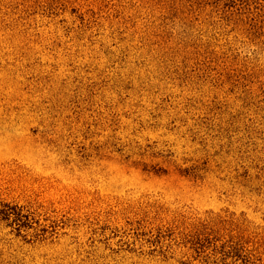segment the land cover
I'll return each instance as SVG.
<instances>
[{
    "label": "rangeland",
    "instance_id": "obj_1",
    "mask_svg": "<svg viewBox=\"0 0 264 264\" xmlns=\"http://www.w3.org/2000/svg\"><path fill=\"white\" fill-rule=\"evenodd\" d=\"M0 264H264V0H0Z\"/></svg>",
    "mask_w": 264,
    "mask_h": 264
},
{
    "label": "trees",
    "instance_id": "obj_2",
    "mask_svg": "<svg viewBox=\"0 0 264 264\" xmlns=\"http://www.w3.org/2000/svg\"><path fill=\"white\" fill-rule=\"evenodd\" d=\"M6 206L8 207V205L0 206V220L6 221V222H9V220H10V223L12 221V224L15 225L14 228H16L17 232L19 233L21 226H23V224L21 223L22 222L21 218L22 217H28V216H26L22 213L21 208H18L15 206V208L13 209V212H10L7 209L3 208Z\"/></svg>",
    "mask_w": 264,
    "mask_h": 264
}]
</instances>
